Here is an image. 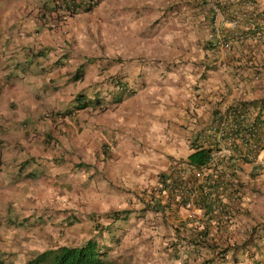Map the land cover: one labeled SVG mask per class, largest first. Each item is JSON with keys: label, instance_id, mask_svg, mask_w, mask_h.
<instances>
[{"label": "crops", "instance_id": "obj_1", "mask_svg": "<svg viewBox=\"0 0 264 264\" xmlns=\"http://www.w3.org/2000/svg\"><path fill=\"white\" fill-rule=\"evenodd\" d=\"M53 1L54 7L51 9H48L42 0L0 1V6L2 5L0 7V264H6L8 250L12 251L15 260L18 255L21 256L24 253L23 264H28L27 237L25 236L23 243L21 239L6 242L7 233L5 231L10 227L7 223L11 222L13 228L16 225L12 218L5 219V217L8 215L17 220L16 216L20 210L23 209L24 215H27L29 199H33L31 203H35V200L39 198L38 202L44 203L47 198L55 194L54 182L40 184V181L43 182L45 174L53 171L59 174L65 168L64 164L70 165H67L68 169L73 164L82 162L87 168L85 172L90 173L87 174L90 179L86 181L83 189L84 199L91 203L95 198L101 196L106 198L108 191L105 188H108V183L121 184L118 178L121 175L123 161H126L121 155H142V161L145 164L140 162L138 164L147 170L154 171L155 175L159 169L164 166L167 168L180 157L182 160L187 158L192 152L190 147L192 139L195 135L200 134L209 115L211 118L214 116V112H222L239 101L260 100L264 97L261 90L264 88V67L259 74L254 73L253 67H247V49L233 54L221 50H210L205 46L204 40L208 35L207 25H205L208 23L206 11H201L202 18H196L197 21L189 20L186 23L174 21L173 30L172 20L146 19L140 13L139 3H132L131 14L130 12L127 15L122 13L125 18L120 13H112L117 20L115 23L111 21L112 25L118 27L120 21L126 20L127 27L132 28L131 34L129 32L125 34L124 30H121L119 42L123 41L124 36L129 37V35L138 40L137 29L143 28L146 31L144 37L164 36L165 38H162L164 43L178 44L182 50L139 54L125 52L122 49L114 55L93 56L96 57L93 61L91 55L86 53L85 48L76 46L77 43L85 42L90 38L91 21L88 17L100 8L108 12L110 8L115 11L122 10L123 6L115 4L119 0L112 4L107 0H101L92 11L82 12L78 14L81 15L79 18L78 15L73 16L61 23L54 10L56 0ZM183 1L189 2V0L181 2ZM19 2L21 3L19 4ZM257 2L260 9L263 10L264 0ZM180 9L184 10V8ZM174 13V11H168V17H172ZM204 19L206 20L204 21ZM104 20H113V18L107 15ZM123 26L124 23H122ZM45 32H48V35L40 37L41 33ZM29 33L34 35L31 40L32 46L45 47V44H48L50 50L59 46L60 52L64 50L63 43L66 39L75 40L76 38L73 41V66L69 63H57L56 68L52 70L53 78H58L55 85L53 78H50L51 82H47L48 74L42 69L45 75V86L38 94L35 92L30 94V91L25 90L23 86L11 83L1 71L7 66L6 58L9 56L7 51L12 44L15 45L16 52L25 46L29 50L32 48L28 44L30 42ZM52 37L57 38L56 43ZM52 53L54 55L50 62L54 63L56 54ZM263 56L264 53L261 57L263 58ZM150 57L160 59L158 65L150 66ZM87 59L83 77L77 81H70L69 78L67 80L72 82L73 92L64 96L61 94V97L58 88L64 85L66 74L70 70L75 72L77 65ZM112 59L116 61H111ZM254 59H252L253 64H263V62H256ZM177 60H184V62L178 63ZM107 74L116 76L118 81L121 80L125 83V90L129 89V92L122 93L123 97L119 102H111L112 105L101 113H92L86 109L77 111V95L82 92V100L95 97L100 86L96 82H101L104 77L108 76ZM255 76L257 78L253 79ZM117 88H113L109 83V92L104 96L107 103L112 97L114 100L119 96L120 91L117 92ZM31 95H33L32 98ZM27 102L32 106L31 109L27 108ZM42 102L45 103L44 108H49L45 112L43 110L42 114L45 115L29 114L35 111L37 105H42ZM11 108H16L15 112H11ZM10 112L15 114L11 115ZM64 112L67 114L66 117L58 115ZM79 112L80 116H78ZM79 117L80 119L77 120ZM27 120L31 125L30 130L26 129ZM12 124L15 127H12ZM22 126L25 127L24 131L21 130ZM80 126H82V132L81 135H77L76 131ZM65 136L67 146L62 147L60 142ZM106 147L113 148L107 152V155H112V157H107L106 166L98 171L94 164L97 161L102 164ZM66 154L67 162L64 161L66 158L62 156ZM76 154L80 157H77ZM165 156H168L170 160ZM6 157L10 158L9 164H5ZM60 161H63L64 164L60 165ZM134 161L137 162L138 159ZM5 165L11 169L8 173L4 170ZM40 165L46 166L47 169H41L40 174L31 175V171ZM249 169L245 166L244 172H249ZM103 172L108 175L106 183L96 181L98 178L104 180ZM257 172L256 175L250 174L248 184L247 179L242 183L243 193L247 200L250 198L255 201L258 194L247 192L248 187L253 188L256 184V176L264 177V169ZM93 174H95L94 178ZM129 175H131L130 185L126 184V189L119 186L112 191L114 194H120V192H123V196L128 195V192L129 196L138 194L139 186L134 182V179L141 178L138 169L131 171ZM142 177L146 179L145 185L148 184L147 181L154 179V176L150 174ZM60 191L58 188V196ZM69 192L72 193L71 200H74V182L68 189V197L70 196ZM261 201L264 205V196ZM89 212L94 211L89 209ZM154 215H157L153 219L156 221L155 223L145 222L146 219L152 218ZM255 215H252V209H247L244 215L237 216V222L232 232L236 239L246 238L251 227L258 225L261 229L256 233V239L252 245L235 250L234 259L233 261L231 259L229 264H254L256 263L254 259L257 257H260L259 263L261 260L264 261V209L263 213L259 214L260 216ZM163 216L167 220V224L171 226L172 234L175 227L185 220H189L185 218V214L180 213L164 212ZM163 218L158 213L150 212L139 218L144 221L140 223V226L146 224L155 229L161 228L164 226ZM189 225L192 226V223ZM171 243L173 244L172 240L167 245ZM238 243L240 242L236 244ZM179 250L185 253L181 255L180 261L186 257V254L191 257L192 252H195L188 245L181 246ZM208 252L211 255V251ZM167 258L169 261L172 260L169 254H167ZM185 260L187 263H197L196 259L187 258ZM174 261L179 260L174 259Z\"/></svg>", "mask_w": 264, "mask_h": 264}, {"label": "rangeland", "instance_id": "obj_2", "mask_svg": "<svg viewBox=\"0 0 264 264\" xmlns=\"http://www.w3.org/2000/svg\"><path fill=\"white\" fill-rule=\"evenodd\" d=\"M1 1V0H0ZM104 1V0H102ZM182 0H119L116 2V0H107L108 3H115L116 5H122L123 9L115 11L112 8L109 9L108 12H105V10H102V8L97 9L94 11V13H91L88 17L91 21V24L89 26V40L87 39L85 42H82V44L79 42L76 44L77 48H85V51L87 54H90L91 57L98 56L99 54L104 55H114L118 52H120L122 49L125 52L130 53H142L147 54V52H159V51H180L182 50L178 44H170L164 43L162 41V38H165L164 36L155 35L154 37H144L145 30L143 28H138V35L139 39L136 40V37H133L129 35V37L124 36L123 41L119 42V34L121 30H124L125 34L129 32L131 34L132 28L127 27V21L123 20L120 21V24L118 27L111 24V21L114 23L117 22L115 19V15L112 13H120V15L125 18L122 13L126 14L129 13L131 10V4L138 2L139 7L141 10V14L144 15L147 18L156 19V20H163V19H170L172 20V29L174 30V21H177L178 23L181 22H188L198 20L196 18L201 17L200 14L201 11H204L205 9L202 8L201 0H189L183 1ZM44 4L47 5L48 9H51L54 7V1L53 0H42ZM21 2H19L20 4ZM173 4V5H171ZM4 5V4H3ZM171 5V6H169ZM2 6V5H1ZM0 6V7H1ZM180 8H184V10H181ZM155 9V10H154ZM168 11H174V15L172 17H168ZM79 13V12H78ZM131 14V12H130ZM76 13L74 16H77ZM88 15V14H87ZM113 16V20H104L105 16ZM81 15H78L79 18ZM142 16V18H144ZM206 19H204L205 21ZM122 23H124V28L122 27ZM206 29H209L208 23H206ZM170 28V26H168ZM42 30V29H41ZM147 30V29H146ZM155 30V29H154ZM148 31V30H147ZM48 35V32L41 33V36L46 37ZM34 38V35L32 33H29V45L32 46L31 40ZM54 43H56L57 38H53ZM76 40V38H75ZM72 38H68L64 41L63 46L64 50L63 52H60L59 46H55L54 50H50L48 47L50 45L45 44L46 46H32V48L29 50L26 48H23L19 50L18 52L15 51V45L12 44V46L8 49L9 56L6 58L7 66L2 68L1 71L3 75H6L5 78L9 79L11 83H16L18 86H23L25 90H29L30 94L32 92H35V94H38L42 91L43 87L45 86V75L43 74L44 69L47 74V82H51L50 78H53V72L52 70L56 68L57 63L63 62L64 64H68L73 66V41H75ZM205 43L207 39L205 38ZM170 48H168V46ZM196 45V44H195ZM30 46V47H31ZM205 46H207L205 44ZM204 47V46H203ZM248 50V49H247ZM215 51H220L219 49H216ZM55 52V59L54 63H51L53 53ZM253 56V57H252ZM255 58L254 60L256 62H263L260 65H264V56L263 58L258 53H247V59L248 58ZM60 60V61H58ZM150 66L152 65H158L157 63L160 62V59H155L150 57L149 59ZM179 62H184V60H177ZM88 62V59L85 61V64L82 66V71H84L86 67V63ZM1 64V62H0ZM159 67V66H157ZM60 73H63V71H60ZM75 72L73 70H70L68 74H66V81L63 86L58 88V91L64 96L68 94L69 92H73V75ZM18 75L19 77H17ZM99 75V74H97ZM251 75V74H250ZM249 75V76H250ZM69 78L70 81H67ZM253 78V77H252ZM255 79V77L253 78ZM58 78H53L54 85L57 83ZM95 81H97L94 78ZM96 83H102L100 81H97ZM262 93H264V88H261ZM98 94V93H97ZM33 95L30 97L32 98ZM62 97V96H61ZM29 100V99H28ZM29 102H27L28 104ZM29 105V104H28ZM27 105V108L31 109L32 106ZM45 103L42 102V105H37L35 107V111L33 113L37 116V114H42L43 110L44 112L46 109L44 108ZM109 108V107H108ZM16 108H11V112H13ZM211 110V109H209ZM105 111V110H103ZM103 111H95L92 113H101ZM10 112V113H11ZM15 112V111H14ZM15 114V113H14ZM11 113V115H14ZM45 115V114H42ZM78 116H80V112L78 113ZM77 116V117H78ZM210 115L207 118L206 125L209 121ZM77 119V118H76ZM80 117L77 119L79 120ZM29 123V124H27ZM30 122L27 120L26 122V129L30 130ZM12 127H15L14 124L11 125ZM25 127L22 126L21 130L24 131ZM82 132V126L77 128V135H81ZM61 138H62V132H61ZM83 139V138H81ZM60 145L67 146L66 136L64 139L61 140ZM66 159L64 161L67 162V154L62 155ZM77 157H80L78 154H76ZM104 159L102 160V164L100 162H96L94 165L96 167V170L102 169V167L106 166L107 163V157L111 158L112 155L103 154ZM126 161H123V168L121 169V175L120 178H118L120 181V185L108 183V188H105L108 191V194L106 198L104 196H101L99 198H95L91 203L87 202V199H84L83 197V189L86 184V181H88L87 174H90L89 172H84L86 168V165H84L82 162H78L72 165V168L69 167L67 169V165L64 164L63 161H60V165H65V170L63 169L59 174H56L54 171L49 174H45L43 182L40 181L41 185H44L45 183H52L54 182V186L59 187L61 191H67L71 188V184L75 183V198L74 200L67 198H64L63 195H60V197H56L54 201L46 202L44 203L38 202V199L35 200V203H31L33 199H29V203L27 204L28 207V213L27 215H24V210H20L18 212V218L17 220L14 219L12 216L6 215L5 219L8 217L13 220V223L16 225L15 228L12 227V223L8 222L7 225L10 227L6 229V242L10 240H19L21 239L22 243L24 241L25 236L28 240V253H29V259L32 256L34 258L37 254L41 253L45 249H48L49 247H52L54 245H73V244H80L86 239H89L94 236H98V234L101 232V236L99 235L98 239L103 243L107 244L109 247L107 249L110 251L109 257H107V264H201L202 260H207L208 258H211L212 255L208 252L209 250L203 249L201 252H192L191 257L189 259L197 261V263H187L185 259L187 257L183 258L181 260V255L185 254L180 251L179 258L177 262H175L173 259L171 261L167 258V252L165 250V247L167 246V243L172 240V238L175 237L174 233L172 234V231L170 230L171 226L167 224V220L164 219L163 213L157 212V211H149V210H143L144 206V200H148L149 196H152V194H148V198H142L140 202L137 199V193L134 195L129 196L125 194L122 195L123 192H120V194H114L112 191L116 188L126 189V184L130 185L131 183V171H135L138 169L141 178L139 180L134 179V182L136 183L138 188V194H143L142 188L148 185H151L154 183L155 178L157 175L162 172L166 171L165 166L158 170L155 175L153 174L154 171L147 170L143 168V166L139 165L138 162L141 164H145L142 161V155L140 154H134L132 156H126L121 155ZM128 157V158H127ZM168 160V156H165ZM181 158V157H180ZM138 159L137 162L134 160ZM10 158L6 157L5 164H9ZM130 160V161H129ZM4 164V163H1ZM72 164V162H71ZM78 164H81L82 167L78 166ZM147 165V164H146ZM70 166V165H69ZM46 166H38L37 169H34L32 172L39 173V171L42 169H47ZM75 167V168H74ZM74 168V170H73ZM67 169V170H66ZM264 169V168H263ZM5 172L8 173L11 169L10 167H6L5 165ZM48 168V172H49ZM250 170V169H249ZM37 171V172H36ZM74 171L73 173H71ZM104 173V172H103ZM135 173V172H134ZM128 174L129 176H125ZM150 174L151 176H154L153 180L147 181L148 184L145 185L146 179L142 176H146ZM250 172H247V177L242 176L241 181L242 183L247 179V184L249 182V178L251 177ZM107 174H103V179L98 178L96 181L103 183L107 182ZM125 177V178H124ZM124 178V179H123ZM259 180L260 182L257 183L256 181ZM255 178V185L253 188H247V192H256L258 193L256 195L255 201L251 200L250 198L246 199V210L252 209V215L256 214L255 216H260L259 214L263 213L264 205L261 201L264 196V177H258ZM118 181V180H117ZM147 188V187H146ZM23 197V193L21 194ZM72 197V195H71ZM122 200V201H121ZM144 201V202H143ZM23 207V204H22ZM89 209H92L94 212H89ZM119 209H128L132 210L130 215L128 216V219L126 221L119 220L118 222H115L110 229H112L117 235V240L110 239L109 234L107 233L106 225L110 220H108L106 217L102 219V225L99 230V225L96 227V218H88L90 215H94V213L99 214V216L106 215L108 212L112 210H119ZM108 211V212H107ZM180 214H185L184 209H180ZM158 213L162 216V222L164 223V226L161 228H152L151 225H142L140 226L141 222H144L143 219H139L140 217H144L145 214L148 213ZM20 213V214H19ZM69 215V217H66V215ZM74 216V218H73ZM154 215L152 218L146 219L145 222L149 223H155L156 221L153 220L155 218ZM78 218L77 220H75ZM101 220V219H100ZM108 228V225H107ZM200 254V256H199ZM212 254V252H211ZM7 259H5V263L9 264H23L24 262V253L17 256V259L15 260L14 254L12 251L8 250ZM199 257H203V259L200 261ZM29 264V263H28ZM35 264V263H34Z\"/></svg>", "mask_w": 264, "mask_h": 264}, {"label": "trees", "instance_id": "obj_3", "mask_svg": "<svg viewBox=\"0 0 264 264\" xmlns=\"http://www.w3.org/2000/svg\"><path fill=\"white\" fill-rule=\"evenodd\" d=\"M97 0L96 2H98ZM248 1V0H247ZM212 0H202V8H207L208 4H210ZM94 3V2H93ZM238 5V4H237ZM235 4H227L225 8L228 10L227 15L232 16V12L235 13L239 10L240 4L237 6ZM92 8V6L85 8V11H88ZM211 10L209 9V12ZM254 14V15H253ZM261 27H264V9L259 10L256 7H251L247 4V28L252 34L262 33ZM208 49L214 50L216 44L207 43ZM256 48V49H255ZM247 52L255 53V51L262 55L264 53V47L259 44H255L254 42L251 44L247 43ZM255 49V50H254ZM253 57V56H252ZM252 57L247 59V67L254 68V73H261L264 65L253 64ZM81 64L75 71L73 75V80H79L84 75V71H82ZM262 67V68H261ZM114 84H124L121 80H113ZM123 97V94L120 93L118 97L112 101L113 103L119 102ZM78 101L77 108H85L87 104L82 101L81 98H76ZM247 111V123L250 120V115L255 113L254 124L264 125V97L260 100H245L234 103L229 106V110L234 109ZM223 113L221 111L214 112L213 121H218L223 118ZM213 136L212 132H207L205 139L211 140ZM212 148L209 147L207 143H197L194 141L193 143V151L187 156V159L183 161L181 171L184 175L188 176V179L191 178L189 173L193 169L199 168V166L205 165L211 159ZM231 162L235 167H244L245 164L242 160L237 157H230L225 160ZM250 161L247 160V167H250ZM229 171L225 172V174H235L236 171L233 167L226 166ZM256 167V166H255ZM253 167V169L255 168ZM252 169V170H253ZM231 170V171H230ZM258 172L256 170L252 171L251 174L256 175ZM219 175V174H218ZM167 176L165 173H161L159 175V179L165 180ZM177 185V182H175ZM165 188V184L163 185ZM168 199H170V195L168 194ZM211 192H208L204 195V198L201 199L199 205L201 208L205 210V217L201 219H189L180 223L177 227L174 228L173 233L175 235V240L173 244H169L165 247L166 252L171 256V259H178L180 256L179 248L185 245L191 246L195 250V252H201L203 249H208L212 252L211 258L207 260H202L203 257H199L201 264H229V261L234 259L235 250L240 248L247 247V245H252L254 240L256 239V233L261 229L258 225L251 227L250 232L246 238L236 239L233 232V227L226 225L222 218L213 215V201L211 199ZM143 210L149 211H157V212H167L171 210L167 204H163L159 199H149L144 202ZM224 212H228L230 216L236 217L240 215H244L246 213V209H244L240 203L236 206L228 207ZM131 210H114L107 214V219H110V223H107L106 230L110 236V239L117 240V234L110 229L114 225L115 222L119 220H126L130 215ZM192 223V226L189 225ZM194 223V224H193ZM230 223V222H229ZM99 223L97 222V225ZM103 229V228H102ZM190 229V230H189ZM100 230V229H99ZM219 233H214V232ZM251 235H250V234ZM100 234V233H99ZM101 236V235H100ZM101 240V239H100ZM96 236L95 238H90L84 241L81 244H77L74 246L60 245L55 248H50L44 250L36 257L32 259L31 264H107V257H109L110 251L107 249L109 247L104 242L102 243ZM240 242L236 244L237 242ZM181 245V246H180ZM200 256V254H199ZM187 258H190L189 254H186ZM260 258V257H259ZM258 257L255 258L254 264H259L260 259Z\"/></svg>", "mask_w": 264, "mask_h": 264}, {"label": "built area", "instance_id": "obj_4", "mask_svg": "<svg viewBox=\"0 0 264 264\" xmlns=\"http://www.w3.org/2000/svg\"><path fill=\"white\" fill-rule=\"evenodd\" d=\"M257 1L212 0L211 25L213 32L211 37L216 40L219 50L238 54L247 49V43L253 42L264 47V27H261L262 33L257 34H252L247 28V4L262 10ZM227 4H240V8L237 12H232V16H229L227 15L228 10L225 8ZM222 115L223 118L213 121L211 124L213 136L207 143L212 148L210 161L193 169L189 173L190 179L182 173V164H175L168 171L169 177L165 180L160 179L159 186L166 191L162 193L170 195V199H168L170 202H181L187 211V217L194 219L205 217V210L200 207L199 202L206 193L211 192L213 215L222 218L227 223L226 225L233 227L237 222V216L232 217L224 210L239 203L246 209V197L239 176L225 174V170L222 169L219 162H225L231 156H237V158L246 161L248 158L264 167V155H262L264 152V125L254 124L255 113L250 115L251 118L247 123V111L244 109H226ZM214 233L219 232L215 231Z\"/></svg>", "mask_w": 264, "mask_h": 264}, {"label": "clouds", "instance_id": "obj_5", "mask_svg": "<svg viewBox=\"0 0 264 264\" xmlns=\"http://www.w3.org/2000/svg\"><path fill=\"white\" fill-rule=\"evenodd\" d=\"M97 0H56V4H55V11L57 12V15H58V17H59V20H60V22L61 23H63V22H65V21H67V19L68 18H70V17H73L76 13L77 14H80V13H82V12H90V11H92L96 6H97V4L101 1V0H99L98 2H96ZM94 2V3H93ZM201 2H202V0H201ZM211 4H212V2H210V4H208V7L207 8H205V10L204 11H206V14H207V20H208V26H209V29H207L208 31V35H207V41H206V45H207V43L208 42H210V43H213V44H216V47H215V49L214 50H216V49H218V44H217V42H216V40H214V39H212V37H211V35H212V32H213V29H212V25H211V20H212V15H213V10H212V7H211ZM90 6H92V8L90 9V10H88V11H85V8H88V7H90ZM209 9L211 10L210 12H209ZM79 12V13H78ZM112 18H113V16H111ZM82 44V43H81ZM210 50H212V49H210ZM96 59V57H92L91 58V60H95ZM111 61H116L115 59H112ZM81 64H85V61H83V62H81V63H79L78 65H77V68L81 65ZM76 68V69H77ZM76 69H75V71H76ZM108 75V74H107ZM83 77V76H82ZM114 79H116L117 80V77L116 76H113V75H108V76H106V77H104L103 79H102V82H103V84L102 83H100V86L98 87V90H97V92H96V94H95V97H93V98H90V99H88V100H82V101H84L86 104H87V106L85 107V108H80V109H86V110H88L89 112H95V111H103V110H106V108H108V107H110L111 105H112V101H113V97L111 98V100L109 101V103H107L106 101H105V99H104V96L106 95V93L107 92H109L108 91V87H109V83H110V85L113 87V88H115V87H118L117 88V92H119L120 91V93H128L129 92V89H127V90H125V83L124 84H114V82H113V80ZM107 84V88L105 89V85ZM113 91V90H112ZM111 91V92H112ZM98 93V94H97ZM79 95H81V96H79ZM82 95H83V93L82 92H80L77 96L79 97V98H82ZM115 99V98H114ZM77 101H80V100H77ZM112 102V103H111ZM79 104V103H78ZM77 104V105H78ZM77 105H76V108H77ZM78 110L77 111H80L79 110V108H77ZM228 109V108H227ZM226 109H224L222 112H224ZM58 115H60L61 117H66V112H64V113H59ZM212 122H213V117H211L210 118V120L208 121V123H207V125H205L204 126V128L200 131V134H197V135H195V137L192 139V141H191V145H190V147H191V151H193V143H194V141H196L197 143H208V142H210L211 140H209V139H205V138H203V137H206V134H207V132H211V124H212ZM258 125H261V124H259V123H257ZM213 133V132H212ZM109 147H106V149H105V154L107 153V152H110L113 148H109ZM262 155H264V152L262 153ZM231 157H237V156H231ZM187 159V158H186ZM186 159H184V160H182V158H179V160H177V161H173V163H171L167 168H166V171H162V172H160L158 175H157V177L155 178V181H154V183L153 184H151V185H148V186H145V187H143L142 188V191L144 192L143 194L141 193L140 195L139 194H136L137 195V199H138V201L140 202V200L144 197V198H148V194H152V196H149V199H152V198H154V199H159L163 204H167V206L171 209V210H168L167 212L168 213H180V209H184V213H185V218L186 219H194V218H188L187 217V211H186V209L183 207V205H182V203L181 202H170L169 200H168V196H167V194H164V193H162L164 190H163V188L162 187H160L159 186V183H160V179H159V175L161 174V173H165L167 176L169 175L168 173V171L171 169V167H173L175 164H182L183 163V161H185ZM240 159V158H239ZM240 160H242L244 163L243 164H245V166H247V161L246 160H244V159H240ZM247 160H249L248 158H247ZM250 161V164H251V166L249 167L250 168V170H249V172L251 173L252 171H254V170H256V171H259V170H262L264 167H261V166H259L258 164H256L254 161H252V160H249ZM218 162V161H217ZM208 163V162H207ZM220 163V165H221V167H222V169H224L225 170V172H227V170H229V169H231V168H227L226 166L228 165L229 167H233L234 169H235V171H236V175L237 176H239V178L241 179L242 178V176H247V172H244V168H245V166L244 167H235L231 162H229V161H221V162H219ZM78 166H80V167H82V165L81 164H78ZM256 166V167H255ZM200 167V166H199ZM253 167H255L254 169H253ZM72 168V167H71ZM75 168V167H74ZM74 168H73V170H74ZM253 169V170H252ZM32 172V171H31ZM37 172V171H36ZM74 171H72L71 173H73ZM85 172V171H84ZM31 174V173H30ZM35 173L34 172H32V174L31 175H34ZM92 175V174H91ZM91 177V176H90ZM95 177V174H93V178ZM90 178L88 177V180H89ZM147 187V188H146ZM59 187H57L56 186V191H55V194L53 195V196H50L49 198H47V200H46V202H51V201H54L55 200V198L56 197H58V195H57V189H58ZM60 190V189H59ZM61 193L59 194V197H60V195H63V197L64 198H67L68 200L69 199H71V194L72 193H70L69 192V194H70V196L68 197V192L66 191H60ZM65 192V193H64ZM164 192H166V191H164ZM64 193V194H63ZM142 197V198H141ZM148 199V200H149ZM144 201H147V200H144ZM143 201V202H144ZM119 210H128V209H119ZM112 211H114V210H112ZM132 211V210H131ZM111 212V211H110ZM110 212H108L107 214H109ZM161 213H164V212H161ZM107 214L106 215H102V216H99V214H96V215H90L89 217L90 218H96V220L97 221H95L94 220V222H96V227L99 225V229H101V228H105V227H100V225H102V219L104 218V217H106L107 218ZM66 217H69V215L67 214L66 215ZM88 217V218H89ZM70 218V217H69ZM73 218H74V216H73ZM78 218H76L75 220H77ZM101 219V220H100ZM108 220H110V219H108ZM127 220V219H126ZM126 220H124V221H126ZM195 220H197V219H195ZM199 220V219H198ZM111 221V220H110ZM97 222L99 223L98 225H97ZM118 222V221H117ZM109 223V222H108ZM100 234H101V232H100ZM100 234H98V236L97 237H99V235ZM96 236H94V237H91V238H95ZM176 238V237H175ZM175 238H173L172 239V241H174L175 240ZM90 239V238H89ZM87 240V239H86ZM86 240H84V241H86ZM83 241V242H84ZM83 242H81V243H83ZM80 243V244H81ZM74 245H77V244H73V245H67V246H74ZM57 246H60V245H54V246H52V247H49L48 249H50V248H55V247H57ZM45 250H47V249H45ZM208 250V249H207ZM43 252V251H42ZM40 254V253H39ZM38 255V254H37ZM36 255V256H37ZM35 256V257H36ZM28 257H29V253H28ZM32 256L30 257V259H29V264H31L30 262L32 261ZM259 264H264V261L263 260H261V263H259Z\"/></svg>", "mask_w": 264, "mask_h": 264}]
</instances>
